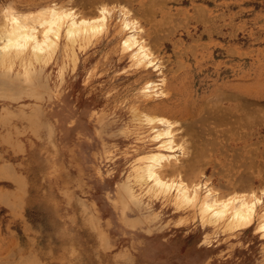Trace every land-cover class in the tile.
<instances>
[{"label":"rangeland","instance_id":"rangeland-1","mask_svg":"<svg viewBox=\"0 0 264 264\" xmlns=\"http://www.w3.org/2000/svg\"><path fill=\"white\" fill-rule=\"evenodd\" d=\"M52 4L103 8L106 26L74 50L61 37L35 76L0 75V264H264L257 214L229 229L140 170L160 144L147 115L188 164L166 178L228 198L250 176L264 200V0H0V30ZM123 23L151 64H134Z\"/></svg>","mask_w":264,"mask_h":264},{"label":"bare ground","instance_id":"bare-ground-1","mask_svg":"<svg viewBox=\"0 0 264 264\" xmlns=\"http://www.w3.org/2000/svg\"><path fill=\"white\" fill-rule=\"evenodd\" d=\"M105 26L106 15L105 9L103 8L99 9L97 17L91 19L82 18L77 16L74 12L53 4L42 7L41 9L39 8L36 15H11L0 30V75L4 76L5 74L13 73L16 79H27L34 75V73H37V67L53 57L61 37L66 40V49L74 50L75 47L87 42L91 37L104 30ZM122 27L128 30L122 43L124 46H132L130 56L134 60V64L140 66L151 64L152 59L149 58V51L145 44L139 42L137 39L135 26L123 23ZM154 90V84L150 81L144 82L142 86L144 95L150 96L153 94ZM158 110L168 111L165 106L159 107ZM144 118L148 123H153L150 130L153 131V137L158 140L160 144L159 149L147 154L143 160V166L140 169L142 170L141 178L143 181L151 182V187L156 192H163L173 196L177 204L190 205L198 202L201 213L204 216L214 222L226 221L229 229H233L238 225L247 224L251 220L253 221V217L257 214V229L264 236V200L263 197L259 196L257 191H255L254 177L248 176L244 178V176L236 180V182L239 183L234 186L239 188L240 192L241 190H245L246 193L244 194L242 191V195H237L239 192H236V194L233 190L236 195L232 193V197L228 198H219V195L216 196L212 194V188H209L210 185L208 187L206 183L199 184L198 182L192 184L190 187V184L187 186L188 184L182 183L185 178H177L176 180L166 178L168 175L163 174L166 173V170L172 174H170L171 176H176L182 171L180 165L187 166L188 164H184L183 162V164L175 163L177 157L173 149L176 147V145H174L176 143L173 144V142H175L173 140L175 137L173 136L176 135H174L175 133L172 134L171 128L173 127L170 125L171 122L159 120L163 124L161 126L155 124L154 120L156 121V119L154 117L144 115ZM5 122L6 120L0 123L3 125ZM185 166L182 167L183 171ZM189 168H187V170ZM162 171L164 172L162 173ZM174 172L177 174L175 175ZM186 180L189 181L187 178ZM202 185H204V191L201 192ZM235 190L238 191V189Z\"/></svg>","mask_w":264,"mask_h":264}]
</instances>
